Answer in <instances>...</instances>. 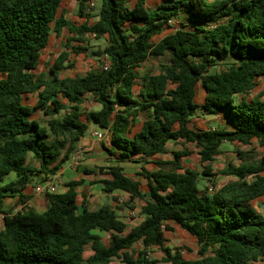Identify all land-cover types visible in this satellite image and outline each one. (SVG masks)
I'll return each mask as SVG.
<instances>
[{
  "label": "trees",
  "instance_id": "trees-1",
  "mask_svg": "<svg viewBox=\"0 0 264 264\" xmlns=\"http://www.w3.org/2000/svg\"><path fill=\"white\" fill-rule=\"evenodd\" d=\"M65 1L0 0V264H156L149 257L154 248L168 264H264V215L253 204L264 197V156L248 163L239 153L240 165L213 173L224 143L264 147V92L251 96L264 78V0H163L157 9L147 0H74L85 19L80 26L66 18ZM96 1L101 8L92 24ZM65 30L66 50L51 77L38 75L52 33L61 37ZM92 34L107 39L95 55L107 57L109 69L63 78L71 53H89ZM152 57L167 62L158 74L142 75ZM199 84L206 92L202 105ZM29 95L38 96L35 105L26 103ZM94 102L97 111L88 108ZM198 112L230 128L192 127ZM143 115L147 120L131 137ZM91 124L109 133L112 148L104 147L118 163L99 168L104 193L114 201L117 192L128 195L124 205L132 209L138 200L145 203L144 220L131 230L112 205L92 210L85 193L80 201L83 181L47 194L43 213L28 205L27 187L57 177ZM171 143L183 149L172 151ZM189 145L206 164L202 174L183 164L195 153ZM164 155L173 160H154ZM153 161L157 171L143 166L138 174L148 181L146 194L119 165ZM218 175L229 180L201 189V176ZM14 197L22 207L16 213L5 209ZM169 222L197 239L196 260L167 246L164 232L174 231ZM138 244L143 250H134Z\"/></svg>",
  "mask_w": 264,
  "mask_h": 264
},
{
  "label": "rangeland",
  "instance_id": "rangeland-1",
  "mask_svg": "<svg viewBox=\"0 0 264 264\" xmlns=\"http://www.w3.org/2000/svg\"><path fill=\"white\" fill-rule=\"evenodd\" d=\"M206 3H212L210 0H204ZM136 0H132V3L134 4ZM101 8V3L96 1L95 6L93 7V10L91 14L94 16L91 20V23H95L98 21V14ZM158 8V6L156 7ZM152 9V8H151ZM62 11L66 13V18L70 20L71 22L75 23L77 26L82 25L85 23V19L80 18L78 14V3L74 0H66L62 5ZM61 11V12H62ZM69 33L67 30L63 32L61 37H58L56 33H52V38L50 41V44L48 48L44 51L40 66L37 70V74H47L49 77H51L50 74V68L55 64V61L57 60L58 56L66 50L65 45L67 42V38L69 37ZM86 39L88 40V45L90 46L89 53H81L79 55H76L75 53L70 54V62L72 67H68V64H65V69L62 70L61 76L63 78L66 77H82L85 76L88 72L91 70H97L100 69L103 66L104 58H100L97 55H95V52H98L99 50H103L107 45V39H96L93 38L91 35L87 36ZM74 46L78 47L80 46L79 43H72ZM167 62V58H157L152 57L150 58L145 64H143L142 68L139 70L142 75H145L147 73H154L157 74L160 71V67L162 64H165ZM224 65L222 67L213 68L211 72L215 71H222L224 70ZM258 87L255 88V90L252 92L251 96H256L264 92V78L260 79L258 81ZM198 95H197V103L202 105L205 101L206 92L204 90V87L202 84L198 85ZM38 100L37 95H29L27 96L26 103L29 105H35ZM90 110H99L100 106L97 103L89 104ZM36 118H39L43 125H46V119L40 114V112L37 113ZM144 118L140 117V121H142ZM192 127L198 128V129H229V125L227 122L222 121L218 119L216 116L212 115H203L201 112H198L197 116L193 118L192 121ZM93 131H99L102 134H106V131L103 129L97 127L94 124H91L89 127V130L87 132V136L93 133ZM137 131V130H136ZM108 138V135H107ZM107 140V139H105ZM106 142V141H105ZM100 147L102 144H99ZM189 148L193 149L195 153L187 157L183 160V164L188 168H195L198 170L199 173H203L204 168L206 166L205 163H202L201 158L196 151V149L189 145ZM183 146L179 144H171V150L172 151H178L182 150ZM239 153L244 154V158L246 162L248 163H255L259 159H261L264 156V147L260 146L257 141H253L250 145H244L241 143H224L221 148V154L216 157V160L213 164L214 174H219L221 170L226 168L229 164H236L240 165L243 161L239 157ZM159 160H173L172 155H165L158 157ZM157 160V159H155ZM82 161H85V158H83ZM154 162V161H153ZM103 163H106V160L103 161ZM146 167L149 170H158L159 166L154 162L148 165L145 164H126L125 165V173L140 181L142 183L143 192L146 194L148 191V181L139 176V172H141L142 167ZM98 167L96 166L95 169H88L90 172L98 171ZM15 178V175H11L8 180H12ZM65 181H69L67 178L64 179ZM229 179L226 177H223L221 175H218L216 177H205L201 176L200 181V187L203 191L206 189L209 190L210 188H213V182L217 184V187L219 188L221 185H223L225 182H227ZM37 185H34V191L37 188ZM64 191V188L59 189V193H62ZM98 191V190H97ZM96 196H100V194L95 193ZM119 199L118 201H114L113 199L107 200L105 197H98L91 202L90 201V207L92 210L97 209L101 207L104 204L109 203L110 205H113L118 217L124 221L129 230L132 228H135L138 226L143 220L144 216L142 215V207L145 204L143 201H136L133 206L134 209L131 207H126L124 205L125 202H129V197L126 196H117ZM122 200V201H121ZM119 202V203H118ZM254 206L257 207V209L264 215V197L259 198L254 203ZM124 209H120V208ZM104 237H108L106 234L103 235ZM165 237L167 240V246L171 249H177L181 248V253L185 260H196L198 258V250L199 246L197 244V239L187 233L186 231L182 230L178 225H175V231L174 232H165ZM135 251H141L143 250V245L138 244L135 246ZM91 254V248H87L86 257L88 258ZM149 257L151 260H156V264H168L164 262V253L154 248L152 249V252L149 253ZM112 264H123L120 259H115Z\"/></svg>",
  "mask_w": 264,
  "mask_h": 264
},
{
  "label": "crops",
  "instance_id": "crops-1",
  "mask_svg": "<svg viewBox=\"0 0 264 264\" xmlns=\"http://www.w3.org/2000/svg\"><path fill=\"white\" fill-rule=\"evenodd\" d=\"M210 1L211 2H219V1H223V0H210ZM147 3H148L150 8L157 9L156 7L157 6L159 7L163 3V0H147ZM95 111H97V110H95ZM143 116H144V118L142 121H140V117L136 121L135 127L133 128L132 134L130 135L131 137H133L134 134L141 129L143 123L147 120V116H145V115H143ZM143 116H141V117H143ZM96 132L100 133L99 131H93V133L90 134L89 136L86 135L79 142V144L77 146V150L78 149H84L87 152L85 155V161H82L81 165L77 169H74L72 164H71V159H70L69 161H67L64 164L60 174L57 176V179L61 183L60 184L61 188H64L63 192L66 191V188L64 187L65 184H67L71 181H83L84 184L82 186L78 187L77 191L79 192L80 201L83 200V197H82L83 193L88 195L89 204H90L89 199H91V202H93V200L98 198V197H105L107 200L113 199V196H107L104 193L103 187L99 183V181L101 179H103V176L99 173V168L110 167V166L118 164L115 161V157H112L110 155V153L104 147V146H106L109 149L112 148L109 133L106 132V134H104L105 139H107V140L104 139L102 142H100L93 137V134ZM107 135H108V138H107ZM100 143L102 144L101 147L99 145ZM171 144H174V143H171ZM170 149H171V145H170ZM156 159H157V161H164V160H159L158 157H156ZM105 160H106V163H103V161H105ZM126 164H133V163H120L119 165L124 168ZM96 166H99L98 171H94V172H92V174H89L90 171H88V169H95ZM151 171H157V170H151ZM65 178H67L69 181H65L64 180ZM130 178H132V177H130ZM132 179H134V178H132ZM134 180H136V179H134ZM136 181H138V180H136ZM34 185L39 186L41 184H38V180L34 179L32 181V183L25 190V194L30 196V200H29L28 205H29V207L33 208L37 212L43 213L47 210V208L49 206V200H48L46 195H38L36 193V189L34 191ZM95 193L100 194V196H96ZM118 195L119 196L123 195V196L129 197L128 195L121 193V192H117L114 194V196H118ZM107 204H109V203H107ZM21 208L22 207L19 203V197H14V198H10V199L6 200V206H5L6 210L16 213L19 210H21ZM99 208H97V209H99ZM97 209H94V210H97ZM168 225L175 231V225H177V224H175L173 222H169ZM3 227H4V215L0 214V231L3 229ZM165 232H171V231H165ZM165 232H164V234H165Z\"/></svg>",
  "mask_w": 264,
  "mask_h": 264
},
{
  "label": "built area",
  "instance_id": "built-area-1",
  "mask_svg": "<svg viewBox=\"0 0 264 264\" xmlns=\"http://www.w3.org/2000/svg\"><path fill=\"white\" fill-rule=\"evenodd\" d=\"M91 6H95V3L91 4ZM93 38H96L95 34L91 35ZM110 67V61L107 57H104V63L102 66L103 70H108ZM93 137L102 142L105 139V135L101 133H94ZM86 151L84 149H78L71 158V164L74 169H77L86 155ZM60 181L57 179V177H54L50 179V181H47L45 184L39 185L36 188V193L38 195H47V194H55L59 192V189L61 188Z\"/></svg>",
  "mask_w": 264,
  "mask_h": 264
}]
</instances>
